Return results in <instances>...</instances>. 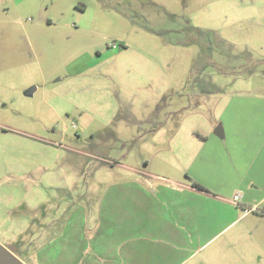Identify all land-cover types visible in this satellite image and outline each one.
<instances>
[{
	"label": "rangeland",
	"instance_id": "1",
	"mask_svg": "<svg viewBox=\"0 0 264 264\" xmlns=\"http://www.w3.org/2000/svg\"><path fill=\"white\" fill-rule=\"evenodd\" d=\"M257 87L264 0H0V245L25 264L80 254L107 178L188 180L187 148L220 141ZM209 159L192 173L231 177ZM260 191L194 264H264Z\"/></svg>",
	"mask_w": 264,
	"mask_h": 264
},
{
	"label": "crops",
	"instance_id": "2",
	"mask_svg": "<svg viewBox=\"0 0 264 264\" xmlns=\"http://www.w3.org/2000/svg\"><path fill=\"white\" fill-rule=\"evenodd\" d=\"M255 90L252 97L240 95L235 100L236 106L249 103L247 111L230 105L235 115L219 123L220 141L209 143L210 136H205L196 150L192 145L187 148L190 153L184 168L188 180L139 170L109 177L98 195L101 206L92 214V238L88 244L77 238L70 243L80 245V254L64 253L51 259L45 249L50 241L24 260L28 264H194L200 256L210 255L212 244L246 213L240 210L255 208L261 202L260 190L264 193V88ZM246 113L253 118L247 119ZM212 135L216 136L214 130ZM209 156L218 168L231 172V177L212 184L192 173L193 164L199 160L204 165L211 160ZM192 182L208 192L196 190ZM106 199L114 205L104 209ZM67 230L68 226L53 242L70 246L64 238ZM78 231L82 236V229Z\"/></svg>",
	"mask_w": 264,
	"mask_h": 264
},
{
	"label": "water",
	"instance_id": "3",
	"mask_svg": "<svg viewBox=\"0 0 264 264\" xmlns=\"http://www.w3.org/2000/svg\"><path fill=\"white\" fill-rule=\"evenodd\" d=\"M214 134L222 138V129L220 124L214 129ZM0 264H25L18 257L13 255L8 249L0 245Z\"/></svg>",
	"mask_w": 264,
	"mask_h": 264
},
{
	"label": "trees",
	"instance_id": "4",
	"mask_svg": "<svg viewBox=\"0 0 264 264\" xmlns=\"http://www.w3.org/2000/svg\"><path fill=\"white\" fill-rule=\"evenodd\" d=\"M121 47H124V45L121 44ZM192 187L195 188L196 190L201 191V192H208L202 185H200L199 183H196V182H192Z\"/></svg>",
	"mask_w": 264,
	"mask_h": 264
},
{
	"label": "built area",
	"instance_id": "5",
	"mask_svg": "<svg viewBox=\"0 0 264 264\" xmlns=\"http://www.w3.org/2000/svg\"><path fill=\"white\" fill-rule=\"evenodd\" d=\"M238 199H239V197H238V196H234V202H237V201H238Z\"/></svg>",
	"mask_w": 264,
	"mask_h": 264
}]
</instances>
